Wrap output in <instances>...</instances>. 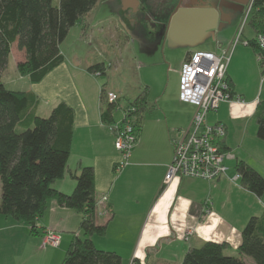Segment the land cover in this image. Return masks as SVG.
<instances>
[{"label": "crops", "instance_id": "0c3cea01", "mask_svg": "<svg viewBox=\"0 0 264 264\" xmlns=\"http://www.w3.org/2000/svg\"><path fill=\"white\" fill-rule=\"evenodd\" d=\"M110 14L122 22L126 38L133 33L131 29L140 24L138 19L123 22L116 7ZM148 20L149 24L159 25L160 36L166 34L167 20L152 16ZM115 28L116 25L111 30L108 25L107 35L111 40L117 38ZM251 31L253 37L254 30L251 28ZM79 36V44L91 47L95 39L89 20H85ZM252 37L243 38L230 54L226 76L233 100L221 102L207 115L209 123L224 124L226 132L222 146L233 155L225 161L226 176L211 181L180 177L164 183L173 155L171 139L178 129L189 125L194 113L181 112L185 102L178 96L179 82L174 90L168 89L157 77L151 79L146 75L135 85H111L102 79L112 65L110 61L96 62L88 55L74 54L78 60L73 62V58L61 50L63 61L41 81L33 83L28 75L19 74L20 78L27 77L30 85L16 91L44 97L45 105L37 103V115H48L59 102H65L73 110L70 154L62 178L56 180L53 187L62 193H71L75 186L73 175L82 167L93 169L96 211H106L95 219L96 224H105L104 234L90 237L96 248L117 253L122 264H180L188 249L212 241L224 243L226 254L255 264L251 257L239 254L238 247L248 219L264 217V193L259 197L243 187L240 179H230L236 174L235 165L239 161L246 162L264 177V141L257 137L256 123H252L256 104L264 99V74L258 61L257 64L254 61L253 47L247 44ZM130 43L126 42V52ZM230 43L220 46L218 54L228 49ZM115 47L119 57L114 62L124 63L119 43ZM20 52L22 60L24 53ZM192 52L188 51L181 63ZM100 62L105 72L97 77L87 68ZM48 87L56 90L47 92ZM144 87L148 91V104L142 114L138 141L131 150L128 164L116 171L114 168L121 156L114 147L113 134L102 124L100 109L106 104L102 93L110 90L119 94L118 109L112 112L113 118H118L121 109ZM43 93L47 94L43 96ZM81 219L80 212L60 206L54 200H48L43 215L35 220L34 232L27 223L0 214V264H60L73 236L81 233ZM49 230L59 234L56 246L44 242V233Z\"/></svg>", "mask_w": 264, "mask_h": 264}, {"label": "trees", "instance_id": "16d2710c", "mask_svg": "<svg viewBox=\"0 0 264 264\" xmlns=\"http://www.w3.org/2000/svg\"><path fill=\"white\" fill-rule=\"evenodd\" d=\"M99 0H0V73L6 65L11 45L24 53L17 63L20 74L36 83L63 61L60 43L69 29L82 19ZM174 5V4H173ZM247 21L254 36L247 41L258 52L255 35L264 31V0H251ZM264 74V59L259 63ZM91 73L104 74L103 63L90 65ZM106 102V101H105ZM34 94L4 86L0 78V214L30 225L41 217L48 200L81 213L80 234L70 241L60 264H122L120 256L96 248L91 236L103 235L105 224L95 222L94 172L82 167L74 174L71 193H62L53 183L62 178L73 133V110L65 102L56 104L48 116L35 113ZM135 107L134 127L139 133L142 114L148 104L144 87L128 102ZM113 105L100 109L103 122H111ZM253 118L257 137L264 141V99L256 104ZM240 183L257 196L264 193V177L244 161L235 165ZM238 253L255 264H264V217L252 216L241 231ZM226 245L207 241L190 248L180 264H248L239 256L224 252Z\"/></svg>", "mask_w": 264, "mask_h": 264}, {"label": "rangeland", "instance_id": "374dc122", "mask_svg": "<svg viewBox=\"0 0 264 264\" xmlns=\"http://www.w3.org/2000/svg\"><path fill=\"white\" fill-rule=\"evenodd\" d=\"M220 1L221 0H142L141 7L145 11V15L144 18L140 19V24L137 27L139 33L135 34L133 32L126 38V32L122 27V22L118 21L116 15L110 14L113 7H120V0L116 2H112L111 0H99L93 6L91 12H88L89 14L87 13L82 19H79L76 24L69 29L66 37L60 43V50L63 54L73 58V62L78 60V56L74 54H78L79 56L88 55L94 61L106 60V63L110 61L112 65L110 64L108 66V71L102 79L105 78L111 85L120 84L122 86L124 83L135 85L141 81L140 78L147 75V77L151 79L157 77L164 87L174 90L179 82L181 60L188 51H212L218 53L220 46L225 47L228 41H232L236 37L239 38L238 43H241V40L245 37H252L253 33L246 17V12H248L251 0H226L227 2L242 6V13L220 29L216 27L215 29L209 30L203 38L195 44H179L170 41L164 34L160 36L159 25L149 24L150 20H148V17L152 16L154 19L162 18L164 21L167 20L168 22L169 17L178 6L191 4L216 5ZM100 9L103 11L99 12ZM165 10H167V13H165ZM131 14H134V12ZM84 18L85 20H89L91 28H93V39L95 40L91 44V47L89 45L84 46L81 43L79 44L77 41L80 37L79 33L81 29L84 28ZM126 22H129L127 17ZM108 25H110L111 30H114L116 25L115 29L116 33H118L116 39H109V35H107V32L109 33ZM99 28H101V30ZM127 41L131 43L127 45L128 50L126 52ZM116 43H119L120 55L125 60L124 63L116 64L114 62V60H118L119 57H117L119 52L117 47H115ZM152 44H155V46H152ZM20 51L16 43L11 45L6 65L0 73L1 81L8 89L25 90L29 88L30 85L27 77L20 78L19 76L20 73L17 69V63L22 61L21 56L23 55ZM255 59L256 57L254 56V61L257 64V60ZM257 65H259L258 67H260L261 70L262 68L259 62ZM20 75L25 76L22 74ZM33 87L34 86H32V88ZM38 89L39 88H35V90ZM47 90V92L52 91L53 93L56 89L48 87ZM45 94L47 93H43L42 95L45 96ZM43 98L44 97L39 96L37 100L40 101L42 105H45ZM181 106V112L185 115L189 112L193 113L195 108L189 103H184ZM252 123H255L254 120ZM45 235L46 232L44 233L43 239Z\"/></svg>", "mask_w": 264, "mask_h": 264}, {"label": "built area", "instance_id": "2783aa9c", "mask_svg": "<svg viewBox=\"0 0 264 264\" xmlns=\"http://www.w3.org/2000/svg\"><path fill=\"white\" fill-rule=\"evenodd\" d=\"M238 41L239 38L236 37L231 41L228 49L222 50L219 54L211 51L192 52L181 63L178 96L180 101L193 105L195 110L189 125L178 129L171 139L173 155L164 175L165 184L180 177L211 181L226 176L225 161L233 158V155L222 146L225 126L220 122L209 123L207 115L215 111L221 102L232 101L234 98L226 69L231 51ZM255 44L258 48L256 58L260 63L264 59V31L255 35ZM92 75L101 74L99 71H94ZM102 95L108 104L113 105V110L118 109V93L106 90ZM134 110L135 107L128 103L124 109H121L118 118H113L111 113L113 118L111 122L102 121L107 131L113 134L114 147L121 156V160L115 165L116 171H120L128 164L131 150L138 141L139 134L134 127ZM230 179L236 181L240 179V175L236 173ZM104 199L105 196L102 197V200ZM96 205L95 200V208ZM105 213V210L96 211V215L99 216ZM44 242L56 246L59 242V234L51 230L47 231Z\"/></svg>", "mask_w": 264, "mask_h": 264}, {"label": "water", "instance_id": "95a60500", "mask_svg": "<svg viewBox=\"0 0 264 264\" xmlns=\"http://www.w3.org/2000/svg\"><path fill=\"white\" fill-rule=\"evenodd\" d=\"M130 4L132 8L126 12V16L136 10L138 1L131 0ZM242 11V6L226 0H221L217 6L197 4L181 6L170 16L165 35L175 43L195 44L209 30L227 25Z\"/></svg>", "mask_w": 264, "mask_h": 264}, {"label": "flooded vegetation", "instance_id": "af4514ba", "mask_svg": "<svg viewBox=\"0 0 264 264\" xmlns=\"http://www.w3.org/2000/svg\"><path fill=\"white\" fill-rule=\"evenodd\" d=\"M112 2H116L117 0H111ZM138 1V5L136 7V10H135V13L134 14H130L129 16H126V12L132 8L130 2L131 0H120L121 4H120V7H116V9L118 10V14H119V17L120 19L124 22H126V17H127V20L130 21L131 19H138L140 20L141 18H144V10L142 9L141 7V4H142V0H137ZM213 6H217L216 5H213ZM129 23V22H128ZM132 32H134L135 34L139 33V29H137V26L134 27V29H131Z\"/></svg>", "mask_w": 264, "mask_h": 264}]
</instances>
